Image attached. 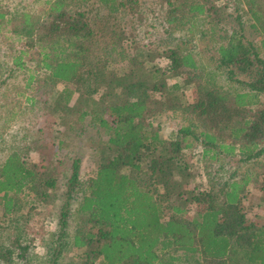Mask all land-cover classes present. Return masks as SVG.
Segmentation results:
<instances>
[{
    "label": "trees",
    "instance_id": "obj_1",
    "mask_svg": "<svg viewBox=\"0 0 264 264\" xmlns=\"http://www.w3.org/2000/svg\"><path fill=\"white\" fill-rule=\"evenodd\" d=\"M45 4L40 11L0 10V34L21 46L12 67L24 68L35 48L44 75L35 86L29 76L28 121L5 137L1 128L0 264H37L35 246L46 235L43 221L66 171L57 235L43 264H59L70 247L78 250V262L70 264H264V181L256 191L246 176L206 190L184 159L187 139L199 142L203 154L239 162L264 153V57L245 31L247 25L261 36L264 51V0H244L246 17L224 0ZM196 18L217 36V68L244 91L230 93L208 80L176 34ZM57 83L75 88L58 91ZM166 112L194 121L181 128V139L163 138L154 125ZM83 123L99 137L90 146L95 175L80 184V158L66 159L63 151L65 131ZM77 189V222L68 237ZM245 200L263 215L248 219Z\"/></svg>",
    "mask_w": 264,
    "mask_h": 264
},
{
    "label": "rangeland",
    "instance_id": "obj_2",
    "mask_svg": "<svg viewBox=\"0 0 264 264\" xmlns=\"http://www.w3.org/2000/svg\"><path fill=\"white\" fill-rule=\"evenodd\" d=\"M46 0H0V10L4 12H17L19 10L27 11H40L46 7ZM73 1V0H70ZM227 4V8L232 12H239V14L246 17L244 12V0H224ZM97 10V9H96ZM105 10V9H104ZM102 13L105 11H101ZM187 30V29H186ZM208 26H205L199 18L192 20L191 29L185 31V33H176L178 36H182L185 41V47L192 52L199 68L206 75V78L213 82L218 87L230 93L242 92L245 90L243 84L237 82H230L226 78L224 69L217 68V53L216 46L218 45L217 36L211 35L208 31ZM245 31L249 39L254 40L256 46L259 49L261 57H264V51L260 48L261 36L258 33H252L247 25H245ZM128 42L122 44L124 54L131 56L133 54L132 49ZM21 46L18 45L15 37L9 34H0V134L1 128H4V137L7 132L17 129L19 124H22V119L25 122L28 121V115L25 112L27 108L26 97L32 95L31 91L27 88L29 76L33 77L32 83L40 82L44 75L43 71L39 66V56L36 54L35 48L29 50V55L25 56L24 68L21 70L13 68L11 65V58L14 56V51H18ZM123 61H116L115 69L123 68ZM13 70V71H10ZM116 71V72H117ZM239 80L245 81L246 79L239 76ZM33 86V84H31ZM55 88L58 91L64 88L74 90L75 86L71 84L57 83ZM44 91V90H43ZM43 91L39 93L43 97ZM101 94L99 92L98 97ZM189 98L190 94L188 93ZM75 98V96H73ZM154 125L159 128L160 134L165 139H181L180 133L181 128L190 127L194 121L188 120L185 116L180 113L166 112L153 120ZM19 123V124H18ZM71 130L65 131L67 136V148L64 150L66 159L72 157H79L81 164L79 170V181L83 184L87 179L93 177L97 170L95 160L92 158L90 150L91 140L99 137L97 129L88 126V124H75L71 127ZM80 128V130H78ZM195 134L199 132V129H195ZM191 144L188 149L184 151V159L186 162L193 166L194 172L197 176L201 186L208 190L209 188H217L220 182L227 181L230 179L237 180L243 177L252 178L251 183L247 188H251L256 191L260 185L261 180L264 181V168L261 166L264 163V153L257 157L255 160L249 162H239V156L227 157L224 154H217L216 156L209 152L203 154L202 146L199 142L192 139H187L186 144ZM261 148L264 149V141L261 144ZM32 159L36 158V154H31ZM69 177V171H66L65 176L61 180L60 188L58 189V199L55 202L53 210L50 211L46 218H44V227L46 235L41 242H37L34 250V259L37 264H43L46 255L51 248L50 246L57 235V221L55 219V212L61 205L60 194L64 190V182ZM81 199V192L77 189L74 194V200L71 205V215L69 218V225L66 229L67 236H71L76 227V216L75 210L78 202ZM248 200L241 202V208L246 214L248 219H253L257 215L262 216L263 213L257 210L255 207L250 206ZM253 202V200L251 201ZM193 210L197 211L201 208L199 206H193ZM192 210V211H193ZM46 216V214H44ZM53 246V245H52ZM50 247V248H49ZM78 250L70 247L62 253V257L59 260V264H70L71 262H78L76 259ZM173 264H191L188 261H182Z\"/></svg>",
    "mask_w": 264,
    "mask_h": 264
}]
</instances>
